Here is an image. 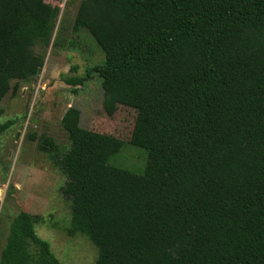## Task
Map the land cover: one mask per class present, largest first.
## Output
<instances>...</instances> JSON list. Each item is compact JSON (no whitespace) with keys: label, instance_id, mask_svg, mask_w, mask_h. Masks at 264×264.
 <instances>
[{"label":"trees","instance_id":"trees-1","mask_svg":"<svg viewBox=\"0 0 264 264\" xmlns=\"http://www.w3.org/2000/svg\"><path fill=\"white\" fill-rule=\"evenodd\" d=\"M51 1L0 0V138L16 125L1 122L2 101L36 79L47 41L62 46ZM81 30L105 60L65 82L98 73L106 114L137 116L125 141L70 107L69 146L39 139L68 179V234L95 245V264H264V0H81ZM126 144L147 152L143 174L110 164ZM42 223L15 216L0 264H62Z\"/></svg>","mask_w":264,"mask_h":264},{"label":"rangeland","instance_id":"rangeland-1","mask_svg":"<svg viewBox=\"0 0 264 264\" xmlns=\"http://www.w3.org/2000/svg\"><path fill=\"white\" fill-rule=\"evenodd\" d=\"M81 0H52V42L59 35L62 46L45 45V65L40 76L22 82L17 94L10 92L2 101L1 122L14 120L0 138V261L11 220L20 212L39 215L44 223L36 226L38 235L50 243L62 264H95L99 252L85 236H70L71 202L63 194L66 175L39 150V139L49 137L62 148L69 146L62 128V118L70 107L80 109L81 126L130 141L137 113L121 107L109 117L103 103L106 99L98 73L82 86L73 87L66 78L84 77L105 60V55L86 30L73 32V22ZM58 9L59 12H58ZM43 51V47H37ZM75 69V70H74ZM29 135L37 140L30 141ZM148 163L147 152L126 144L110 164L135 174H143Z\"/></svg>","mask_w":264,"mask_h":264},{"label":"water","instance_id":"water-1","mask_svg":"<svg viewBox=\"0 0 264 264\" xmlns=\"http://www.w3.org/2000/svg\"><path fill=\"white\" fill-rule=\"evenodd\" d=\"M59 10H60V9H58V12H59ZM49 45H50V41H47L46 46L48 47ZM41 72H42V70H40V71H38V72L36 73V78H38V77L40 76Z\"/></svg>","mask_w":264,"mask_h":264}]
</instances>
